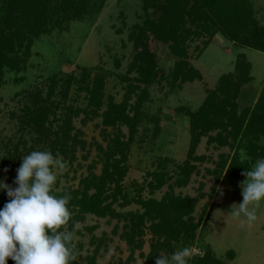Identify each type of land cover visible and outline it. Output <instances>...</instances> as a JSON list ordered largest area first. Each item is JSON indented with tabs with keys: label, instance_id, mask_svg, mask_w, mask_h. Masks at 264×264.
<instances>
[{
	"label": "rangeland",
	"instance_id": "374dc122",
	"mask_svg": "<svg viewBox=\"0 0 264 264\" xmlns=\"http://www.w3.org/2000/svg\"><path fill=\"white\" fill-rule=\"evenodd\" d=\"M155 1L158 0L92 1L81 16L65 21L35 41L32 54L25 63L17 68L5 67L4 77L0 80V167L7 170L3 174L9 186H16L14 181L22 156L31 151L50 150L48 143L59 131L58 124H52L51 139L39 141V135L25 118V107L34 106L32 96L40 94L45 103L49 92L53 91L52 98L45 104L52 105L54 112L59 105L55 113L58 118L65 117L64 107L70 106L78 111V116H72V135H77L84 143L82 147L77 144L67 160L57 156L65 166L55 169V195L67 193L72 197L83 190L84 179L92 174L101 175L103 153L118 133L117 128L104 123V114L111 100L120 105L127 93L136 88L133 79L137 74L128 73L136 53L130 35L136 25H143L152 16ZM252 4L255 19L264 24V0H252ZM147 6L150 7L148 12L144 10ZM196 46L201 47V41L192 45L186 61L200 77L183 82L178 76L174 86L170 81L154 85L142 102L140 123L133 140H130V128L121 126V141L127 143L122 158L127 169L120 184L125 187L123 195L104 201L103 206L111 207L105 216L87 214L83 221L76 223L79 227L74 228L73 245L75 249L83 246L78 259L81 263L86 264L88 258L94 257L95 264H146L152 251L151 243L155 240L150 230L152 223L146 221L136 232L135 243L140 239L144 242L140 250L132 251L124 234L130 232L131 217L143 215L146 211L138 203L139 198L143 202H161L166 195L173 193L184 200L196 201L192 214L183 219H193L199 225L197 238L188 244L168 240L172 243L171 248L159 250L160 254L167 255L188 247L191 250L190 264L196 259L207 258L204 249L210 247L212 258L222 264H264V206L257 210L258 220L253 224H248L242 217L228 215L231 207L243 200L239 185L246 179L243 175L248 170L246 167L250 168L257 158L264 157V121H261L262 110L258 109L264 95V53L235 44L220 34L212 39L202 54L195 50ZM150 48L158 68L166 74H172L180 60H185L173 55L169 45L151 42ZM242 64L248 65L247 76ZM83 70L91 74V80L96 75L105 78V98L99 111L89 105L87 93L79 91ZM226 75L242 80L237 114L241 116L242 112L249 111L244 131L250 123L254 127L240 137L238 148L232 146L233 139L226 133L228 144L223 147L209 143L206 136L201 137L195 158L190 159V113L200 110L221 77ZM55 76L58 80L52 88L50 82ZM243 76L247 81L243 82ZM68 77L74 79L69 96L63 100L60 92ZM143 88L141 86L132 94L130 109L142 97ZM91 112L94 115H90ZM127 114L134 117V111L128 110ZM217 134L218 131H214L210 136ZM241 150L250 157L249 160L240 159ZM188 161L193 170L188 182L178 186L177 178L186 175L182 169ZM221 169V177L213 173ZM161 171L172 180L152 190L151 187L155 186L152 176ZM94 193L91 190L90 195ZM73 216L72 213L71 219ZM159 241L163 242L164 238Z\"/></svg>",
	"mask_w": 264,
	"mask_h": 264
},
{
	"label": "trees",
	"instance_id": "16d2710c",
	"mask_svg": "<svg viewBox=\"0 0 264 264\" xmlns=\"http://www.w3.org/2000/svg\"><path fill=\"white\" fill-rule=\"evenodd\" d=\"M92 1L96 0H0V80L4 77L5 67L17 68L25 63L32 54L35 41L55 27L64 24L65 21L81 16ZM149 8L144 7V10L148 12ZM219 34L235 44L264 53V24L258 23L255 19L252 0H158L155 1L152 16L148 17L143 25L135 26L130 40L136 53L128 73L137 74L133 79L136 88L134 90L132 88L127 93L120 105L114 104L113 100L108 105V111L104 114V123L117 128L118 133L110 142L111 146L103 153L101 175L98 177L92 174L84 179L83 190L76 192L69 201L70 211L74 214L69 223L70 231H74L73 224L83 221L87 214L105 216L110 212L111 207L103 206L104 201L117 199L123 195L125 187L120 184L127 172L123 165L125 159H122L127 143L121 141V126L130 128V140H133L137 133V125L140 123V108L149 95L148 91L154 85L162 84L163 81H170L174 86L179 80L178 76H181L183 82L199 78V72L186 61L189 51L194 43L201 41L202 46H196L195 50L202 54L210 46L212 39ZM151 42L169 45L173 55L181 56L185 60H180L172 74H166L158 68L153 59ZM116 63L118 67L119 61ZM241 67L244 75L247 76L248 65L242 64ZM82 76L81 82L79 81V91H85L89 105L99 111L105 98V78L96 75L91 80V74L86 70H83ZM67 79L65 88L60 92L63 100L69 96L71 81L74 78ZM244 79L246 78L243 76ZM57 80L56 76L51 79L52 88ZM245 81L247 80L243 82ZM240 82L242 80L235 79L234 75L221 77L216 89L210 92L209 98L200 110L194 114L190 113L192 135L190 159H193L191 157H194L201 137L206 136L209 143H218L220 147H223L228 144V138L224 135L226 133L233 139L232 146L238 148L240 137H243V134L247 135L254 127L250 123L244 131L245 117L249 111L242 112L241 116L237 114ZM141 86L144 87L142 97L130 109L131 96ZM53 92H49L45 103L52 98ZM31 99L34 106L25 107L27 123L39 135L38 140L44 138L46 141L51 139L52 124L57 123L59 131L52 135L54 140L51 139L48 145L55 157L61 155L67 160L75 151L77 144H80V147L84 144L79 141L77 135H72V116H78L79 112L74 111L73 107H64L65 117L58 118L55 113L59 105L54 112L52 105L45 104L40 94L37 93ZM260 99L258 109L262 110L261 121H264V95ZM41 102L43 103L40 104ZM128 110L134 111V117L131 118L127 114ZM90 115H94L93 112ZM50 121L52 123H49ZM214 131H218V134L211 137L210 133ZM225 165L226 163L221 165V168L224 169ZM222 169L213 173L221 177ZM5 170L4 167H0V180H4ZM182 170L186 175H180L177 178L178 186L185 185L189 180V174L193 170L190 161L184 163ZM152 177L153 182L155 181V186L151 187L152 190L160 188L163 182L172 180L163 171ZM91 190L95 191L92 195H90ZM7 202V194H0V208ZM195 202L176 197L173 193L166 195L161 202H143L142 198H139L138 203L143 205L146 211L143 215L131 217L133 224L130 226V232L124 234L129 247L132 251L142 249L144 242L141 239L135 243L136 232L145 225L146 221L152 223L150 230L155 239L151 243L152 251L147 257L146 264H156V259L160 255L159 250L171 248L172 243L168 240L182 242V244L195 242L199 225L195 224L193 219L189 221L183 219L184 216L192 214ZM162 238L164 241L160 242ZM75 250L77 255L73 264H83L78 261L83 246L79 245ZM204 250L208 254L207 258L196 259L190 264H222L212 258L210 247ZM8 264H15V262L9 259ZM86 264H95V258H88Z\"/></svg>",
	"mask_w": 264,
	"mask_h": 264
},
{
	"label": "clouds",
	"instance_id": "9594fccd",
	"mask_svg": "<svg viewBox=\"0 0 264 264\" xmlns=\"http://www.w3.org/2000/svg\"><path fill=\"white\" fill-rule=\"evenodd\" d=\"M241 160L250 157L241 150ZM2 161V160H0ZM65 165L50 150H36L22 156L16 172L15 187L0 180V194L8 202L0 208V264H73L76 250L74 232L68 230L72 217L69 194L57 196L55 169ZM243 173L240 182L243 200L234 204L228 215L243 218L248 224L258 220L257 210L264 206V157L257 158ZM7 171V170H5ZM78 224L73 228L78 229ZM191 250L180 248L160 254L156 264H188Z\"/></svg>",
	"mask_w": 264,
	"mask_h": 264
}]
</instances>
